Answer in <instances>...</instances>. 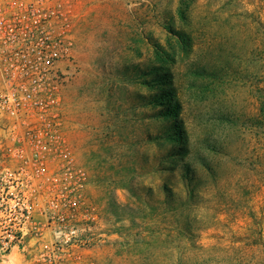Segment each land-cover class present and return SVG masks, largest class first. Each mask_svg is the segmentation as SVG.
<instances>
[{
    "label": "rangeland",
    "instance_id": "374dc122",
    "mask_svg": "<svg viewBox=\"0 0 264 264\" xmlns=\"http://www.w3.org/2000/svg\"><path fill=\"white\" fill-rule=\"evenodd\" d=\"M58 1L68 55L43 208L61 191L94 207L78 263L264 264V0Z\"/></svg>",
    "mask_w": 264,
    "mask_h": 264
},
{
    "label": "built area",
    "instance_id": "2783aa9c",
    "mask_svg": "<svg viewBox=\"0 0 264 264\" xmlns=\"http://www.w3.org/2000/svg\"><path fill=\"white\" fill-rule=\"evenodd\" d=\"M66 15L58 0H0V258L16 249L32 264H79L91 246L93 206L61 191L43 208V164L61 145L55 105ZM59 151L79 186L85 173Z\"/></svg>",
    "mask_w": 264,
    "mask_h": 264
},
{
    "label": "trees",
    "instance_id": "16d2710c",
    "mask_svg": "<svg viewBox=\"0 0 264 264\" xmlns=\"http://www.w3.org/2000/svg\"><path fill=\"white\" fill-rule=\"evenodd\" d=\"M159 79H161V76L159 77ZM161 83V82H160ZM175 106H170V105H167V107H165L164 109H163V114L164 115H169V114H171L172 112H174L175 110ZM179 134H181L180 132H179V126L178 125H175L174 126V134L172 135V137L171 138H173L172 139V141H174V142H176V139H178L179 138ZM186 169V168H185ZM192 169L191 168H187L186 169V179H188L189 181L190 180H192V181H194V180H197V177L194 175V174H192Z\"/></svg>",
    "mask_w": 264,
    "mask_h": 264
},
{
    "label": "crops",
    "instance_id": "0c3cea01",
    "mask_svg": "<svg viewBox=\"0 0 264 264\" xmlns=\"http://www.w3.org/2000/svg\"><path fill=\"white\" fill-rule=\"evenodd\" d=\"M0 135H1V133H0ZM1 143H2V138H1V136H0V145H1Z\"/></svg>",
    "mask_w": 264,
    "mask_h": 264
}]
</instances>
